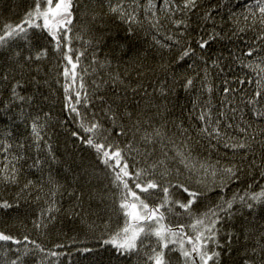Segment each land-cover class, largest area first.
Wrapping results in <instances>:
<instances>
[{
  "label": "trees",
  "instance_id": "1",
  "mask_svg": "<svg viewBox=\"0 0 264 264\" xmlns=\"http://www.w3.org/2000/svg\"><path fill=\"white\" fill-rule=\"evenodd\" d=\"M157 8H161L160 0H156ZM177 4L182 0H175ZM200 0H198V3ZM146 3V0H141ZM255 0H229L223 7H218L217 11L212 13L214 22L209 20L202 23L195 11L191 14L189 21L191 28L188 30V38L192 40V47L196 48V39L199 36H207L213 30L219 33L223 39H217L210 44L207 51L208 57L215 58L216 55L223 53L225 56L229 51H236L242 55L249 42L255 41L257 32L247 31L241 33L239 37L233 36V30L237 27H245V24H251V18L248 22L243 20V15H247V6L254 5ZM221 0H203L200 8L196 11L203 12L210 10L214 5H220ZM35 0H0V29L5 24H20L25 14L34 7ZM85 6H87V15L84 14ZM108 10V0H80L79 9H74L73 32L74 37L79 34L83 40H72L71 47L74 50L85 51V55L81 57V65L77 69L87 68L88 75L84 76V82L91 93L95 88L93 81L101 83L102 80L110 79L109 74L116 75L119 73L123 79V85H104L98 95L108 98L111 103L116 96H127V108L134 114H140L143 128L152 131L153 128H161L167 133V136L176 140L179 144L184 136L176 127L183 124L188 129V134L192 136L189 142L193 149V155L200 159H208L210 163L217 160L221 164H229L233 160L239 162L240 154L233 155L232 151L223 147L222 143L215 145L213 148L209 144V140L197 134L200 123L196 116L198 113L193 109V103L197 97L201 101H206L208 96L202 92L199 85V79L195 82L192 92L186 93L181 87L184 80L182 74L189 76L195 75L197 71L207 68L209 79L213 86L211 96L212 102L216 105L213 108V114L217 109H221V100L223 99V90L225 87L224 80H228V87L235 89L228 97L232 101L227 109L229 113V123L234 125L243 123L239 117L243 116L244 120L252 125L249 134L256 135L257 140L264 139V135H260L264 131V120H257L251 112V106L246 105L244 101L253 95L254 83H245L243 88L237 83V78L245 81L254 79L252 74L246 69H242L236 64H232V71L225 70L224 73L219 72L211 65V59L205 65L199 59L195 61V68L188 67L192 63L185 60L182 65L175 64L177 55L176 47L171 51L161 48L157 45L153 36L164 43H171L165 39L166 35H173L177 31L173 29L172 24L163 12H157L160 24L157 29L151 27L150 22L153 20L151 15H147L141 11L140 20L142 26H133V33L128 34L127 26L116 21L112 16L105 15ZM230 13L239 17V23L236 24ZM96 15L102 17L95 22L91 17ZM176 19L182 18L178 13ZM104 23L105 28L101 29L97 25ZM259 29V23L256 25ZM31 43L17 39L11 41L6 48L0 49V76H6L7 80H0V106L9 102L10 85L15 79H20L23 75L24 79L36 77L43 84L47 81V85L40 89L43 94L38 104L22 105L21 107L29 113V116L21 120L18 116L20 108H15L5 116H12L11 120L5 116H0V131L5 127L14 129L12 137L4 139L0 137V143H11L13 145L25 143V148L20 149L13 147L9 153L0 150V168L7 161L5 156L11 159L12 155L21 154L25 158L19 162L13 161L20 170L18 174V182L15 184L0 182V202L7 200L9 203L19 206L10 209H0V231L23 240L27 235L30 240H35L46 250L60 253L58 264H144L143 256L135 255L130 257H121L116 250L110 245H101L100 240L107 238L108 234L115 231L123 225L124 217L118 209V192L110 183L105 167L99 163L92 149L84 145L80 140L71 135L72 132H80L79 119L74 113L69 112L65 107V97L62 85L64 83L62 72L65 61L62 56L53 49V42L47 36L46 32H40L36 29H30ZM102 32L105 34L104 42L98 48L87 45L89 39L95 40ZM39 36V40L36 39ZM259 46L264 48V41L259 42ZM41 47L47 48L48 55L42 60L25 61L29 55L35 56ZM95 50L97 62H93L92 53ZM199 51V49H197ZM75 59L76 51L71 53ZM255 57V53L253 54ZM111 62L110 66L101 68L100 63L105 60ZM231 63V60L225 61ZM168 65L166 69L164 66ZM264 67V65H262ZM37 69L39 71H37ZM175 77V83H174ZM59 81V83L57 82ZM127 86V87H125ZM163 87L167 91L174 88L173 93H169L166 97L161 96L159 89ZM137 91L133 92L132 89ZM35 91L33 85L26 84L23 89V95H30ZM116 107V105H113ZM203 104L201 103V107ZM236 107L239 111L234 115L231 107ZM82 113L85 109L78 106ZM100 105L97 103L91 111L98 112ZM257 107H264V98L262 103ZM124 104L120 105L119 111L123 112ZM44 113L49 114L48 135L45 139L51 144V156L41 145V151L37 153L34 148L28 147L31 144L27 125L31 122V117L37 114L43 116ZM234 116V118H233ZM91 117H89L90 119ZM136 116L133 120L122 118L121 123L131 128ZM105 126H109L106 120H102ZM247 126V125H244ZM142 128V130H143ZM222 130L224 125H221ZM134 129L129 131L127 135L117 136L115 132L112 136L121 148L131 143L137 151H131L126 155L129 169L148 168L151 164L162 158L161 144H146L140 140L141 133H135ZM230 135L240 136L241 134L234 130H229ZM81 135L83 133L81 132ZM197 141H199L197 143ZM166 143V141H165ZM171 145L165 148V151L172 155L169 151ZM254 155H250L248 161L244 162V172L241 179L232 182L222 192L220 189L211 191L207 197L202 198L193 205V210L202 212L207 204H215L220 196L230 199L234 192L243 194L245 191L258 192L264 185V176H261L262 167H253L251 174L249 173L248 164L255 159L257 165L264 166V149L253 142ZM151 153L146 155L145 153ZM43 161L40 166H32L33 159L36 156ZM52 156L55 159H52ZM170 168H180L183 173V166L178 162H169ZM0 173V177H2ZM159 179V176L156 177ZM181 182H184V175L180 176ZM31 181V184L25 188L24 186ZM131 186L132 181H129ZM252 188L249 189V185ZM194 187V185H192ZM58 189L55 197L56 206L60 209L52 215L55 219L50 220L44 217L46 227L37 229L33 225V221L40 218L41 212L48 208L52 202L51 192ZM143 198V197H142ZM176 199L181 201L187 200V195L182 191L176 192ZM159 196H153L146 200L149 205L157 203ZM238 207L234 206L235 208ZM177 212L182 211L177 208ZM253 219L252 214L244 210L243 215H237L233 220L228 221L225 225V231H235L240 239L243 240L242 225L245 219ZM178 218L169 216V222L173 226L177 223ZM187 223V218L180 220ZM264 225V206H261L254 214V226L264 231L260 227ZM150 243L149 241L145 242ZM221 243H225V238L221 237ZM56 245H63L57 248ZM20 247L17 245L7 244L0 247V253L5 252L8 248ZM31 247V246H30ZM83 248L93 249L91 252L82 253L79 251ZM230 255L222 254V264H243V244L233 240L232 248L229 249ZM9 256L14 255L13 252L8 253ZM172 264H181V258L178 252L169 254ZM38 256H30L25 259V264H38ZM56 257H51L48 264H56Z\"/></svg>",
  "mask_w": 264,
  "mask_h": 264
},
{
  "label": "snow or ice",
  "instance_id": "2",
  "mask_svg": "<svg viewBox=\"0 0 264 264\" xmlns=\"http://www.w3.org/2000/svg\"><path fill=\"white\" fill-rule=\"evenodd\" d=\"M162 7L157 8L156 0H146V3H141V0H108V10L105 15L112 16L116 21L127 26L128 34L133 33V26H142L143 22L140 20V12L143 11L146 16L151 15L153 20L150 22L152 28L158 30L160 20L157 12H163L167 19L172 24L173 29L177 31L173 35H166L165 39L171 43H164L153 36L154 42L161 48L171 51L176 47L177 55L175 58L176 65H182L185 60L192 61L188 65L189 68H195V61L199 59L203 64L208 63L211 59L213 68L221 73L227 69L232 71V64H236L242 69L248 70L254 79L245 81L237 78V83L241 88L245 83H254L253 95L248 97L244 103L251 106V112L257 120H264V107H257L262 103L264 98V48L259 46L260 41H264V0H255L254 5L245 6L248 14L243 15V20L248 22L251 18V24H245V27H237L233 30V36L239 37L241 33L247 31L257 32L256 40L249 42L245 50H242V55L236 51H229L225 56L220 53L215 58L208 57L206 54L210 48V44L217 39H223L219 33L214 30L208 33L207 36H199L196 39L197 47H192V40L188 38V30L191 28L189 21L191 14H195L202 23H207L209 20L214 22L212 13L217 11L218 7H223L229 0H221L220 5H214L210 10L200 14L196 11L200 8V3L203 0H182V3L177 4L175 0H160ZM80 0H35V5L24 16L20 24H5L0 29V49L6 48L11 41L22 39L29 43L30 29H36L40 32H46L47 36L53 42V49L59 53L65 64L63 65L60 75L64 79L62 85L65 97L66 109L74 113L79 119L80 132H72L71 135L80 140L88 148L92 149L97 160L102 164L109 176L110 183L118 192V209L120 214L124 217L123 225L118 227L115 231L108 234L107 238L100 240L101 245H110L116 250L121 257L143 256L144 264H172L170 253L178 252L181 258V264H222V254L230 255L229 249L232 248L233 240L237 243L243 244V264H264V231L254 226V214L261 207L264 206V185L261 186L260 191L251 192L245 191L243 194L234 192L230 199L224 196L218 198V202L207 204L202 212L193 210V205L202 198L207 197L208 193L220 189L222 192L229 186L230 183L239 181L241 174L244 172V162L248 161L250 155H254L253 142L258 144L260 148L264 149V139L257 140L256 135L249 134V129L252 125L244 120L243 116L239 119L243 122L233 124L229 123L228 107L232 105V101L228 99L229 95L236 91L228 87V80H224L223 99L221 100V109L213 114V104L211 96L213 93V86L209 79L207 68L197 71L195 75L189 76L182 74L184 80L181 86L186 93H191L195 87L197 78L202 92L206 93L208 99L201 101L199 97L193 103V109L198 113L197 121L200 123V128L197 134L209 140V144L215 148L212 141L223 145L224 148L232 151L233 155L240 154L239 162L233 160L229 164H221L219 160L215 163H210L208 159H200L193 155V149L190 146L192 136L188 134V129L183 127V124H178L176 127L180 130L184 139L178 144L176 140L167 136V133L161 128H153L148 131L143 128V124L147 121L140 119V114H134L127 108V96L116 95L111 103L108 98L97 93L101 91L104 85H123L124 81L121 79L119 73L116 75L109 74L110 79L102 80L101 83L93 81L95 88L90 93L88 87L84 82V76L88 75V69L80 68L81 57L85 55L84 51L74 50L71 47L72 40H83L79 34L74 37L73 32L74 9H79ZM88 9L85 6L84 14L87 15ZM182 18L176 19L177 14ZM233 16L236 24L239 23V17L230 13ZM98 17L93 15L91 20L95 22ZM257 21L259 29H257ZM101 29L106 25L101 23L97 25ZM39 36L36 39L39 40ZM105 34H102L95 40L89 39L86 41L87 45L98 48L104 42ZM199 49V51H197ZM76 51L75 59L71 53ZM256 54L255 57L253 54ZM48 55L47 48L41 49L33 57L29 55L25 61L42 60ZM93 62L96 63L95 50L92 53ZM231 60V63L225 61ZM111 62L107 59L100 63L101 68L110 66ZM166 69L168 65L164 66ZM37 71H39L37 69ZM0 80H7L6 76H0ZM59 83V81H57ZM174 77V83H175ZM47 81L43 84L36 77L24 79L21 75L20 79H15L10 85L9 102L6 105L0 106V116H5V113L11 111L13 107L20 108L18 116L21 120L29 116L21 106L38 104L43 94L40 89L47 85ZM26 84L33 85L35 91L30 95H23V89ZM127 87V86H125ZM133 92L137 89L133 88ZM161 96H167L169 93L175 91L170 88L167 91L161 87L159 89ZM99 104L100 110L98 112L90 109ZM124 104L123 112L119 111L120 105ZM201 103L203 106L201 107ZM113 105H116L114 107ZM78 106L83 107L86 111L82 113ZM239 110L236 107H231V112L235 115ZM136 116L131 128L121 123L122 118L133 120ZM89 117H91L89 119ZM6 119L11 120L12 116H5ZM234 118V116H233ZM102 120H106L109 126H105ZM49 114L44 113L43 116L37 114L31 117L30 124L27 125L29 138L31 144L28 147L34 148L37 153L41 149V145L47 150L51 156V144L45 139L48 135ZM221 125H224L222 130ZM247 125V126H244ZM143 128V130H142ZM141 133L140 140L146 144L154 145L161 144L162 158L151 164L148 168L129 169L126 155L131 151L139 152V149H134L131 143L126 144L121 148L116 142L112 133L115 132L117 136L127 135L129 131ZM229 130L239 132L240 136L230 135ZM14 129L5 127L0 131V137L8 139L12 137ZM81 132L83 135H81ZM264 135V131L260 133ZM166 141V143H165ZM199 141H197L198 143ZM171 145L169 151L164 149ZM13 147L20 149L25 148V143L13 145L11 143H0V150L4 153H9ZM146 155L151 153L146 152ZM25 157L21 154L5 156L7 163L0 168V182L15 184L18 182L19 169L16 164ZM32 166H40L43 161L39 156L32 158ZM54 160L55 157L52 156ZM169 162H178L183 166V173L180 168H170ZM262 167L261 176H264V166L257 165L256 160L249 162V173L253 167ZM184 175V182H181L180 176ZM159 176V179L156 177ZM132 181L130 186L129 181ZM31 184L29 181L24 187L27 188ZM194 185V187L192 186ZM249 189L252 188L250 184ZM182 191L187 195L186 201L176 199V192ZM58 189L51 192L52 202L40 214V218L33 221L34 227L40 229L46 227L44 217L47 216L50 220L55 219L52 215L60 209L56 206L55 199ZM159 196L157 203L149 205L146 200L153 196ZM143 197V198H142ZM234 210V206H237ZM18 207L9 203L7 200L0 202V209H10ZM179 208L182 211L177 212ZM244 210L252 214L253 219H245V224L242 225L243 240L235 231H225V225L228 221L233 220L237 215H243ZM169 216L177 217V223L173 226L169 222ZM187 218V223H182L180 220ZM260 227L264 228V225ZM225 238V243H221V237ZM150 243L146 244L145 242ZM17 245L20 247L8 248L5 252L0 253V264H25V259L30 256H38V264H48L51 257H56V264H58L60 253L46 250L42 245L35 240H30L27 235L23 240L6 234L0 231V247L7 244ZM31 246V247H30ZM57 248L63 245H56ZM93 249H80L82 253L91 252ZM13 252L14 255L9 256L8 253Z\"/></svg>",
  "mask_w": 264,
  "mask_h": 264
}]
</instances>
